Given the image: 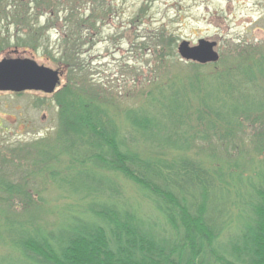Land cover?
Instances as JSON below:
<instances>
[{"label":"rangeland","instance_id":"obj_1","mask_svg":"<svg viewBox=\"0 0 264 264\" xmlns=\"http://www.w3.org/2000/svg\"><path fill=\"white\" fill-rule=\"evenodd\" d=\"M62 1L55 0L57 8L51 11L35 0H0V61L31 58L61 73L60 83L51 94L39 90L0 91V178L28 193L8 195L0 191V256L7 263L22 261L8 241L7 236L13 233L7 228V217L43 227L55 225L62 206L77 199L70 193V188L76 194L80 191L78 175L73 172L85 166L73 164L65 152H60L56 104L66 90L74 94L75 83L84 88L91 85L88 90L92 97H99L104 109L121 124L131 109L150 106L149 111L153 115L159 111L160 117L165 104L159 101L168 102L170 109L171 100L184 104L181 115L175 119L163 117L162 128L148 137L126 124L130 129L126 131L127 142L141 157L170 161L185 155L212 170H227L244 161L247 168L241 171L245 172H251L250 167L256 168L264 157L254 127L236 132L229 140L224 124L209 122L212 127H207L208 120L200 116L205 110L202 91L216 82L218 74L235 72L252 58L264 57V0H75L78 12L83 13H78L80 16L96 12L95 26L77 24L75 19L71 24L66 21ZM67 34L73 36L77 50L81 47L74 73L71 65L61 60L64 47L69 45ZM200 39L216 43L217 62H195L200 66H192L193 61L182 58L179 45L188 41L194 46ZM262 75L241 84L242 95L247 92L244 87L255 97L258 92L264 94ZM151 99L156 102L151 103ZM207 112L206 119L214 121ZM203 134L210 139L204 140ZM176 136L188 137L192 143L185 150L169 147L168 137ZM239 136H243L242 142ZM233 140L243 150L240 155L237 152V156H231L235 151ZM42 151L51 157H43ZM57 152L59 155L53 157ZM112 174L123 194L147 212L150 203L146 192L130 177ZM69 175L70 187L61 182ZM79 196H83L81 191ZM23 226L15 232L20 233L29 224Z\"/></svg>","mask_w":264,"mask_h":264},{"label":"trees","instance_id":"obj_2","mask_svg":"<svg viewBox=\"0 0 264 264\" xmlns=\"http://www.w3.org/2000/svg\"><path fill=\"white\" fill-rule=\"evenodd\" d=\"M35 2L51 11L58 4L55 0ZM60 5L70 24L75 19L77 24L95 26V11L80 16L83 13L78 12L77 1L65 0ZM65 40L69 45L64 47L61 60L71 65L74 73L81 47L76 49L72 35H65ZM190 65L200 66L195 62ZM259 70L264 76V57L252 58L235 72L218 74L216 82L202 91L205 110L200 116L208 120L207 127H212L211 122L224 124L229 140L236 132L254 127L258 148L264 153V94L258 92L255 97L246 87V94L239 91L241 84L261 74ZM83 86L75 83L74 94L63 89L65 97L59 95L56 103L60 152H65L73 164L85 166L73 172L78 175L83 196L70 188L77 199L62 206L57 223L51 226L5 215L9 233H13L7 236L8 241L22 261L7 263L0 256V264H264V157L256 168L250 167L251 172L241 171L247 168L244 161L227 170H212L185 155L170 161L141 157L127 142L128 127L148 137L162 128L163 117L181 115L184 104L171 100V110L168 102L159 101L165 104L160 117L159 111L156 115L149 111L150 106L131 109L121 124L104 109L99 97H92L88 90L92 86ZM227 100L233 103L228 105ZM207 111L214 121L206 119ZM177 136L168 137L169 147L185 150L192 143L188 137ZM202 136L210 139L208 134ZM238 139L244 140L243 136ZM232 143L235 151L231 156L240 155V144ZM41 155L51 157L43 151ZM112 173L130 177L146 192L150 203L147 212L123 194ZM70 175L61 179L69 187ZM0 191L28 194L1 178ZM23 224L29 226L16 233Z\"/></svg>","mask_w":264,"mask_h":264},{"label":"water","instance_id":"obj_3","mask_svg":"<svg viewBox=\"0 0 264 264\" xmlns=\"http://www.w3.org/2000/svg\"><path fill=\"white\" fill-rule=\"evenodd\" d=\"M215 46V42L205 39H200L194 46H190L188 41H183L178 51L185 60L207 64L219 60ZM60 78L59 70L39 65L31 58L0 61V91L39 90L51 94L59 85Z\"/></svg>","mask_w":264,"mask_h":264}]
</instances>
